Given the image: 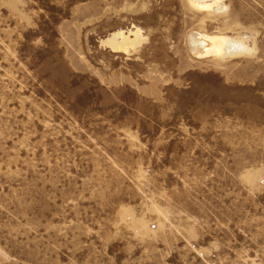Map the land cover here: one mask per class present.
<instances>
[{"label": "rangeland", "instance_id": "374dc122", "mask_svg": "<svg viewBox=\"0 0 264 264\" xmlns=\"http://www.w3.org/2000/svg\"><path fill=\"white\" fill-rule=\"evenodd\" d=\"M221 4L0 0V264H264V0Z\"/></svg>", "mask_w": 264, "mask_h": 264}, {"label": "bare ground", "instance_id": "6f19581e", "mask_svg": "<svg viewBox=\"0 0 264 264\" xmlns=\"http://www.w3.org/2000/svg\"><path fill=\"white\" fill-rule=\"evenodd\" d=\"M221 1L222 0H187L190 7L194 10L209 13H219L224 10ZM113 37H120L121 42L115 44L119 49L131 45L129 37H124L122 33H118ZM134 37L136 40L138 37L137 33H134ZM249 40L251 39L245 35L226 36L192 30L189 32L186 42L189 54L195 58H215L216 60H224L251 54L253 49L248 45Z\"/></svg>", "mask_w": 264, "mask_h": 264}]
</instances>
